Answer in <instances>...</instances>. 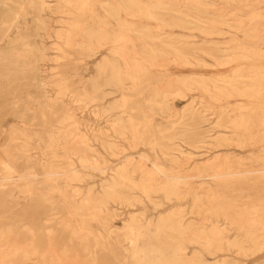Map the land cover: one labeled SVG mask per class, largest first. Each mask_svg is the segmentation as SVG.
<instances>
[{
	"label": "rangeland",
	"instance_id": "rangeland-1",
	"mask_svg": "<svg viewBox=\"0 0 264 264\" xmlns=\"http://www.w3.org/2000/svg\"><path fill=\"white\" fill-rule=\"evenodd\" d=\"M82 1L87 5H80ZM138 1L157 4V18L139 17L134 25L121 28L112 11L117 0H44L41 10L31 0H0V21L13 23L8 35L19 39L16 53L24 57L0 61V126L22 129L21 138L13 141L15 147L11 144L12 179L31 181L26 191L18 185L0 188V231L18 234V242L28 237L27 228H33L39 239L49 238L34 255L12 251L10 238L0 264H49L53 259L52 264H136L147 248H156L168 259L183 258L188 264H264V82H259L264 81V0ZM253 12L259 13L257 20L251 19ZM119 17L128 19L124 11ZM237 19L253 26V33H246ZM122 31L125 38L113 42L125 35ZM95 33L113 39L95 48L89 41V34ZM118 45L125 48L123 52ZM7 46L0 41V50ZM36 47L45 49L43 61H33ZM252 51L256 56H249ZM112 52L123 71L137 64L145 68L136 83L126 79L124 88L116 87L106 82L108 74L97 77L98 66ZM3 71L11 74L3 77ZM173 90H179L180 97L164 98ZM122 96L127 98L125 106ZM116 100L117 108H111ZM25 109L27 115L45 116L46 124L25 125L16 116ZM44 131L57 136L50 142ZM2 168L0 164V176ZM143 171L150 175L144 172V176ZM75 206L82 207V212ZM133 216L137 222L126 229ZM178 219L183 222L181 233ZM67 223L82 237L71 238ZM208 229L218 230V236ZM211 235L218 237L215 243ZM177 245H181L179 251Z\"/></svg>",
	"mask_w": 264,
	"mask_h": 264
},
{
	"label": "bare ground",
	"instance_id": "bare-ground-1",
	"mask_svg": "<svg viewBox=\"0 0 264 264\" xmlns=\"http://www.w3.org/2000/svg\"><path fill=\"white\" fill-rule=\"evenodd\" d=\"M32 2H33V4H35V7H36V9H38V10H41L42 9V6L45 4V2H44V0H31ZM86 1H88V0H86ZM186 1V0H185ZM192 1V0H191ZM199 1V0H198ZM241 1V0H240ZM243 1V0H242ZM246 1V0H245ZM117 4L116 5H114L113 7H112V11H113V14H114V16L116 17V20H117V22H118V24L121 26V28L123 27H125L126 26V24H130V25H134L135 24V22H137L138 20H140L139 19V17H144V18H152V19H154V18H157L156 17V14L154 13V9H156V7L158 6L157 4H155V5H145L144 3L142 4L140 1H138V0H117ZM174 2V1H173ZM229 2V1H228ZM232 2V1H231ZM66 3H68V2H66ZM82 4H80V5H87L86 4V2H84L83 3V1L81 2ZM161 3V2H160ZM254 3V2H253ZM92 4V3H91ZM104 4V3H103ZM199 4V3H198ZM201 4V3H200ZM247 4V3H246ZM74 5V4H73ZM47 6V5H46ZM167 6V5H166ZM79 7V6H78ZM77 7V8H78ZM87 7V6H86ZM173 7V6H172ZM82 8V7H81ZM81 8H79V11H80V9ZM184 8H185V6H184ZM68 9V8H67ZM76 9V8H75ZM83 9V8H82ZM172 9V8H171ZM173 10H174V8H173ZM83 11V10H82ZM81 11V12H82ZM121 11H124L125 12V15H126V17L128 18V19H123V18H120L119 17V13H121ZM165 12V11H164ZM175 12V11H174ZM180 13V12H179ZM222 13V12H221ZM235 13V12H234ZM62 14V13H61ZM69 14V13H68ZM70 14H73V13H70ZM217 14V13H216ZM262 14V13H261ZM258 15H259V13H257V12H253V14L251 15V19H253L254 20V18L256 19V18H258ZM17 16V15H16ZM162 17V16H161ZM226 17V16H225ZM224 17V18H225ZM263 17H264V15H263ZM221 18V17H220ZM250 18V17H249ZM241 19V18H240ZM240 19H237V21H238V24H239V26L241 27V28H243L244 29V31L246 32V33H248V32H252V31H254L251 27H253V26H251V25H246V24H244V21L243 20H240ZM49 20V19H48ZM252 20V21H253ZM257 20V19H256ZM39 22H41L40 20H39ZM69 22V21H68ZM116 22V21H115ZM250 22V21H249ZM163 24H164V22H162ZM181 23H183V22H181ZM219 23V22H218ZM233 23H235V22H233ZM222 24V23H221ZM225 25H226V23H224ZM74 25V24H73ZM165 25V24H164ZM230 27H231V25L230 24H228ZM227 25V26H228ZM253 25V24H252ZM12 26H13V23H11L10 21H0V41H4V42H6V43H8V48L7 49H5V51H3V50H0V61H21V60H23V56L22 55H20V54H18V53H16V51H17V47H16V43L19 41V39L18 38H11L10 39V37H9V35H8V33H9V31L11 30V28H12ZM183 26V25H182ZM181 26V27H182ZM71 27V26H70ZM169 27V26H168ZM76 28V27H75ZM104 28V27H103ZM165 28V27H164ZM233 28V27H232ZM60 29V28H59ZM233 29H236V28H233ZM255 29H256V27H255ZM51 30V29H50ZM61 30V29H60ZM119 30H122V29H119ZM261 30V29H260ZM67 31V30H66ZM66 31H64V33L66 32ZM124 31V30H123ZM121 32V33H126V31L125 32ZM130 31V30H129ZM128 31V32H129ZM237 31V30H236ZM264 31V30H263ZM56 32V31H55ZM53 33V34H56V33ZM111 32V31H110ZM134 32V31H133ZM165 32V31H164ZM260 32H262V31H260ZM259 32V33H260ZM59 33V32H58ZM57 33V34H58ZM67 33H68V35H67ZM135 33H137V32H135ZM201 33V32H200ZM239 33V32H238ZM246 33H244V34H246ZM253 33V32H252ZM56 34V35H57ZM67 36H69V32H66L65 33ZM141 34V33H140ZM220 34V33H219ZM243 34V35H244ZM256 34V33H255ZM56 35H54V36H56ZM142 35V34H141ZM145 35V34H144ZM248 34H246V35H244V36H247ZM257 35L259 36V34L257 33ZM58 36V35H57ZM61 36V35H60ZM116 36V35H115ZM125 36H126V34L125 35H119V36H116V38H114V40H113V42H118L119 41V39L121 40V39H124L125 38ZM163 36V35H162ZM219 36V35H218ZM251 36V37H250ZM249 38H252V35H249L248 36ZM247 37V38H248ZM57 38V37H56ZM69 39H70V36L68 37ZM147 38V37H146ZM255 39L257 38V39H259L258 37H254ZM23 39V38H22ZM67 39V38H66ZM65 39V41L67 42V40ZM113 38L112 37H110L109 36V34H106V33H95V34H89V41L94 45V47L96 46V47H104V46H106L107 45V41H109V40H112ZM150 39V38H149ZM152 39H155V37L154 38H152ZM158 39H160V38H158ZM161 39H162V37H161ZM59 40V39H58ZM131 40H132V37H131ZM141 40H142V38H141ZM167 40V39H166ZM232 40V39H231ZM63 41V40H62ZM61 41V42H62ZM235 41H236V39H235ZM64 42V41H63ZM65 42V45H67V43ZM126 42H128V41H126ZM231 42H233V41H231ZM230 42V43H231ZM110 43H112V42H110ZM134 43V42H133ZM228 43V42H227ZM10 44V45H9ZM52 44H54L55 45V43H52ZM92 44H91V46H92ZM164 44V43H163ZM166 44V43H165ZM168 44V43H167ZM56 45H58V44H56ZM55 45V46H56ZM148 45V44H147ZM179 45V44H178ZM213 45V44H212ZM53 46V45H52ZM59 46V45H58ZM68 46V45H67ZM70 46V45H69ZM72 46V45H71ZM91 46H89V51H94L93 50V48L91 47ZM167 46V45H166ZM169 46V45H168ZM173 46H175L174 44H173ZM216 46V45H215ZM95 47V48H96ZM113 47H115V46H113ZM118 48H120L119 47V45L117 46ZM134 47V46H133ZM145 47H146V45H145ZM171 48H172V46H170ZM238 47V46H237ZM239 47H241V46H239ZM238 47V48H239ZM135 48V47H134ZM155 48V47H154ZM154 48L152 47V51H154L153 53L155 54V50H154ZM59 49V48H58ZM101 49V48H100ZM113 49H115V48H113ZM121 49V51H122V49H125V48H123V47H121L120 48ZM119 49V50H120ZM173 49V48H172ZM176 49V48H175ZM174 49V50H175ZM235 49V48H234ZM241 49V48H240ZM245 49V48H244ZM248 49V48H247ZM252 49V48H251ZM251 49H248V50H246V51H250ZM254 49V48H253ZM48 50V49H47ZM118 49H116V54H117V52H119V51H117ZM178 50V49H177ZM239 50V49H238ZM44 51H45V49H43V50H40L39 48H37L36 47V54H35V57L33 58V61H43L46 57H45V54H44ZM87 51V50H86ZM120 51V52H121ZM161 51V50H160ZM234 51V50H233ZM232 51V52H233ZM237 51V50H236ZM241 51V50H240ZM242 51H244V50H242ZM258 51V50H257ZM123 52V51H122ZM162 52V51H161ZM160 52V53H161ZM175 52H177V51H175ZM201 52V51H200ZM235 52V51H234ZM233 52V53H234ZM253 52V53H252ZM252 52H250L249 53V56H250V54H255V52L254 51H252ZM153 54V55H154ZM176 54H178V55H180L179 53H176ZM225 54V53H224ZM243 54V53H242ZM119 55H121V54H119L118 53V56ZM166 55V54H165ZM183 55V54H182ZM238 55V54H237ZM150 56V55H149ZM169 56V55H168ZM170 56H172L171 55V53H170ZM169 56V57H170ZM184 56V55H183ZM188 56H190V55H188ZM210 56V55H209ZM242 56V55H241ZM247 56V55H246ZM255 56H256V54H255ZM261 56V55H260ZM55 57V56H54ZM120 57V56H119ZM208 57V56H207ZM236 57V56H235ZM234 57V58H235ZM121 58H122V56H121ZM155 58V57H154ZM153 58V59H154ZM232 59V60H235V59ZM244 58H247V57H244ZM59 59V58H58ZM61 59V58H60ZM59 59V60H60ZM185 59V58H184ZM193 59V58H192ZM223 59V58H222ZM230 59V58H229ZM236 59L238 60V57H236ZM242 59V58H241ZM248 59V58H247ZM61 60H64V59H61ZM135 60H137V59H135ZM160 60V59H159ZM166 60H169L170 61V59L169 58H167ZM172 60H173V57H172ZM171 60V61H172ZM187 60V59H186ZM218 60V59H217ZM228 60V59H227ZM231 60V59H230ZM231 60V61H232ZM236 60V61H237ZM102 61H104V62H102L99 66H98V69H97V77L98 78H100L103 74H108V77H107V79H106V82L108 83V84H110V85H114V86H116V87H123V82H124V80H126V79H128V80H130V82H132L133 84L134 83H136V81H137V79H138V76H139V74L141 73V72H143V69H145V68H142V66H141V64H137V65H135L134 66V68H127L125 71H123L122 69H121V67L119 66V64H118V62H117V59L115 58V56H114V53L112 52V54H111V57L110 58H105L104 60H102ZM124 61V60H123ZM133 61V60H132ZM155 61V60H154ZM162 61V60H161ZM219 61H222V60H219ZM224 61H226V60H224ZM137 62V61H136ZM163 62V61H162ZM186 62H188V61H186ZM190 62V61H189ZM206 62V61H205ZM204 62V63H205ZM227 62V61H226ZM124 63V62H123ZM133 63H134V61H133ZM215 63H218V62H215ZM222 64H224V63H222ZM221 64V65H222ZM125 65H128V63H126ZM150 65H151V63H150ZM193 65V64H192ZM219 65V64H218ZM228 65V64H227ZM22 66V65H21ZM152 66H153V64H152ZM243 67V66H242ZM246 67V66H245ZM253 67L254 66H252V68L251 69H253ZM153 68V67H152ZM255 68V67H254ZM260 68V67H259ZM160 69H161V66H160ZM250 69V70H251ZM261 69V68H260ZM264 69V68H263ZM240 70V69H239ZM247 70V69H246ZM235 71V70H234ZM249 71V70H248ZM254 71L256 72V70L254 69ZM257 71H261V70H257ZM262 71H264V70H262ZM262 71H261V73H262ZM3 72H5V73H2V75H3V77H5V76H9V74H11V71H3ZM13 72V71H12ZM242 72V71H241ZM244 72V71H243ZM245 73V72H244ZM244 73H243V75H244ZM250 74V73H249ZM252 74H254V73H252ZM257 74V73H256ZM258 75H260V74H258ZM263 75V74H262ZM169 76V75H168ZM236 76V75H235ZM241 76V75H240ZM250 76V75H249ZM253 76V75H252ZM254 76H255V74H254ZM257 76V75H256ZM264 76V75H263ZM234 77V76H233ZM244 77H245V75H244ZM259 77H261V76H258L257 78H259ZM203 78V77H202ZM225 78V77H224ZM240 78H242V77H240ZM245 78H248V77H245ZM250 78V77H249ZM254 78H256V77H254ZM173 79V78H172ZM172 79H170V80H172ZM178 79V78H177ZM220 79V78H219ZM227 79V78H226ZM263 79V78H262ZM174 80V79H173ZM225 80V79H224ZM230 80V79H229ZM243 80V79H242ZM245 80V79H244ZM247 80V79H246ZM185 81V80H184ZM226 81V80H225ZM228 81V80H227ZM226 81V82H227ZM240 81V80H239ZM252 81H254L253 79H252ZM257 81H258V79H257ZM211 82V81H210ZM224 82V81H223ZM251 82V81H250ZM259 82H264V81H261V78H260V81ZM139 83H140V81H139ZM212 83V82H211ZM234 83V82H233ZM254 83H255V81H254ZM184 84H185V82H184ZM184 84H182V85H184ZM225 84V83H224ZM228 84H230V83H228ZM238 84V83H237ZM240 84V83H239ZM259 84V83H258ZM130 85V84H129ZM160 84H158L157 86H159ZM198 85V84H197ZM203 85V84H202ZM232 85H234V84H232ZM242 85V84H241ZM244 85V84H243ZM246 85H247V83H246ZM256 85V84H255ZM255 85H253V86H255ZM260 85V84H259ZM258 85V86H259ZM264 85V84H263ZM125 86V85H124ZM170 86V85H169ZM199 86V85H198ZM204 86V85H203ZM208 86V85H207ZM238 86V85H237ZM245 86V85H244ZM160 87H161V85H160ZM188 87V86H187ZM200 87V86H199ZM216 87V86H215ZM225 87V86H224ZM223 87V88H224ZM229 87H231L230 85H229ZM236 87V86H235ZM246 87H248V86H246ZM249 87H250V85H249ZM256 87V86H255ZM254 87V88H255ZM124 88V87H123ZM155 88V87H154ZM203 88V87H202ZM205 88H206V86H205ZM208 88H209V86H208ZM222 87H220V89H221ZM237 88V87H236ZM257 88V87H256ZM264 88V87H263ZM121 89V88H120ZM135 89V88H134ZM157 89V88H156ZM155 89V90H156ZM161 89V88H160ZM177 89V88H176ZM204 89V88H203ZM217 89V88H216ZM225 89V88H224ZM251 90H252V88H250ZM249 89V90H250ZM162 90V89H161ZM205 90H207V89H205ZM226 90V89H225ZM228 90V89H227ZM226 90V91H227ZM234 91H235V89H233ZM242 90H243V88H242ZM249 90H245V91H249ZM256 90V89H255ZM263 90V89H262ZM154 91V90H153ZM177 90H173V91H170V92H164L165 93V97L164 98H166L168 95H174V97L176 96V95H180L178 92H179V90H178V92H176ZM219 91V90H218ZM233 91V92H234ZM245 91H244V93H245ZM256 91H258V90H256ZM190 92V91H189ZM208 92V91H207ZM210 92H212V91H210ZM220 92V91H219ZM236 92V91H235ZM252 92V91H251ZM154 93V92H153ZM222 93V92H221ZM224 93V92H223ZM227 93V92H226ZM230 93V92H229ZM228 93V94H229ZM238 93V92H237ZM253 93H255V91L253 92ZM261 92L259 91V94H260ZM155 94V93H154ZM236 94V93H235ZM247 94V93H246ZM246 94H244V95H246ZM252 94V93H251ZM159 95V93L158 92H156V96H158ZM210 95V94H209ZM219 95V94H218ZM224 95V94H223ZM240 95H241V93H240ZM248 95V94H247ZM107 96H109L108 94H107ZM214 96V95H213ZM215 96H216V94H215ZM224 96H226V95H224ZM230 96H232V95H230ZM238 96H239V94H238ZM249 96V95H248ZM261 96H263V98H264V95L262 94ZM124 96H122V99H123V106H125L126 105V103H127V98H123ZM169 97H171V96H169ZM180 97V96H179ZM184 97H186V96H184ZM218 97H220V96H218ZM228 97V96H227ZM226 97V98H227ZM243 97V96H242ZM249 97H251V96H249ZM257 97V96H256ZM134 98V97H133ZM155 98V97H154ZM216 98V97H215ZM231 98V97H230ZM54 99V98H53ZM56 99V98H55ZM220 99V98H219ZM256 99V98H255ZM150 100H151V98H150ZM150 100H149V102H150ZM257 100V99H256ZM94 101H96V100H94ZM152 101V100H151ZM85 102V101H84ZM114 102H116V103H112V105H111V108H117V100L116 101H114ZM168 102V101H167ZM219 102V101H218ZM221 102V101H220ZM193 103V102H192ZM192 103H190V104H192ZM240 103V102H239ZM160 104V103H159ZM163 105H165V103L163 102ZM193 105V104H192ZM240 105V104H239ZM264 105V104H263ZM30 106V105H29ZM166 106V105H165ZM257 106H260V105H257ZM120 107V106H119ZM118 107V108H119ZM167 107V106H166ZM243 107V106H242ZM246 107V106H245ZM263 107V106H262ZM261 107V108H262ZM168 108V107H167ZM249 108V107H248ZM251 108V107H250ZM121 109V108H120ZM207 109V108H206ZM225 109V108H224ZM112 110V109H111ZM132 110V109H131ZM192 110V109H191ZM190 110V111H191ZM239 110V109H238ZM70 111V110H69ZM167 111H169V110H167ZM188 111V110H187ZM221 111H223V110H221ZM240 111V110H239ZM256 111V110H255ZM254 111V112H255ZM162 112V111H161ZM263 112V111H262ZM261 112V113H262ZM27 113H28V110H24V111H17V114H16V116L20 119V121L21 122H23L25 125H38V123L37 122H39V121H41V125H45L46 124V122H45V116H43L42 117V119H39L37 116H35V114H33V115H27ZM124 113V112H123ZM264 114V113H263ZM253 115V114H252ZM241 116V115H240ZM244 116V115H243ZM131 117V116H130ZM129 117V118H130ZM246 116H244L243 118H245ZM263 117V116H262ZM76 118V117H75ZM205 118V117H204ZM249 118V117H248ZM131 119H132V117H131ZM130 119V120H131ZM240 119V118H239ZM239 119L238 120H236V123H237V121H239ZM264 119V118H263ZM129 120V119H128ZM181 120V119H180ZM248 120V119H247ZM137 121V120H136ZM249 121V120H248ZM124 122H125V120H124ZM140 123V122H139ZM186 123V122H185ZM232 123H235V122H232ZM245 123V122H244ZM244 123H243V126H244ZM249 123V122H248ZM264 123V122H263ZM114 124H116V123H114ZM125 124V123H124ZM130 124H131V121H130ZM241 124V123H240ZM239 123H238V126L237 127H240L239 125H240ZM133 125V124H132ZM171 125H173V124H171ZM220 125V124H219ZM263 125V124H262ZM133 126H135V125H133ZM174 126V125H173ZM52 128L54 127V126H51ZM226 127V126H225ZM244 127H246V124H245V126ZM77 128V127H76ZM136 128V127H135ZM134 127H133V130H136ZM236 128V127H235ZM240 128H242V126L240 127ZM3 129V130H2ZM70 128H67V130H69ZM122 129H124V128H122ZM238 129V128H237ZM20 130H22L21 128H19V127H17L16 125H13V126H11L10 128H8L7 130H5L4 129V127H2V126H0V138H1V140H0V156H2V159H1V161H0V164L3 166V168H2V176H0V188H4V187H9V186H13V185H18V186H20L21 188H23V190L24 191H26L28 188H29V186H30V182L31 181H29L28 179H25V178H23V180L22 181H19V182H14L13 181V166L11 165V162L13 161V154H12V148H11V144H12V142L13 141H15L16 139H19V138H21L20 137V135H21V132H20ZM76 131H77V129H75ZM168 130V129H167ZM172 130H173V127H172ZM169 131H171V129L169 130ZM194 131V130H193ZM245 131V130H244ZM65 132V131H64ZM118 132V131H117ZM128 132H129V130H128ZM166 132V131H165ZM168 132V131H167ZM176 132V131H175ZM190 132V131H189ZM44 133L48 136V138H49V140H50V142L51 141H53L54 140V138L57 136L56 135V132H53V131H50V132H48V131H44ZM137 133V132H136ZM136 133H134L135 134V136H136ZM71 134H73V133H71ZM101 134V133H100ZM122 134V133H121ZM132 134V133H131ZM130 134V135H131ZM161 134H163L162 132H161ZM125 135V134H124ZM138 135V134H137ZM183 135V134H182ZM222 135V134H221ZM224 135V134H223ZM22 136V135H21ZM120 136V135H119ZM25 137V136H24ZM168 137V136H167ZM167 137H166V139H167ZM176 137H177V135H176ZM124 138V137H123ZM136 138V137H135ZM184 138V137H183ZM137 139H138V137H137ZM151 139V138H150ZM171 139V138H170ZM173 139H174V135H173ZM242 139V138H241ZM261 139V138H260ZM78 140H79V138H78ZM140 140H141V138H140ZM17 141V140H16ZM156 141V140H155ZM3 142V143H2ZM171 142V141H170ZM238 142V141H237ZM253 142V141H252ZM2 143V144H1ZM14 143L15 142H13V146H14ZM17 143V142H16ZM71 143V142H70ZM114 143V142H113ZM113 143H111V144H113ZM154 143H156V142H154ZM232 143V142H231ZM239 143V142H238ZM72 144H74V143H72ZM84 143H82V145H83ZM129 144V143H128ZM1 145H3V146H1ZM20 145V144H19ZM18 145V146H19ZM106 145V144H105ZM115 145V144H114ZM151 145V144H150ZM154 145V144H153ZM235 145H236V143H235ZM243 145V144H242ZM72 146H74V145H72ZM160 146V145H159ZM158 146V147H159ZM176 146V145H175ZM174 146V147H175ZM179 145H177V147H178ZM209 146V145H208ZM244 146V145H243ZM2 147V148H1ZM15 147V146H14ZM70 147V146H69ZM74 147H77V146H74ZM80 147V146H79ZM89 147V146H88ZM110 147V146H109ZM112 147V146H111ZM168 147V146H167ZM171 147V146H170ZM173 147V148H174ZM239 147V146H238ZM241 147V146H240ZM16 148H17V146H16ZM22 148V147H21ZM78 148V147H77ZM116 148V147H115ZM172 148V147H171ZM196 148H197V146H196ZM18 150H20V149H18ZM70 150H74V149H70ZM78 150V149H77ZM76 150V151H77ZM80 150V149H79ZM93 150V149H92ZM174 150V149H173ZM69 151V150H68ZM167 151V150H166ZM177 151V150H176ZM79 152V151H78ZM24 153V152H23ZM72 153V152H71ZM74 153H76V152H73V155H74ZM85 153V152H84ZM83 153V154H84ZM86 154V153H85ZM252 154V153H251ZM72 155V154H71ZM218 155V154H217ZM56 157V156H55ZM65 157V156H64ZM84 157H86V156H84ZM87 157H89L90 158V156H87ZM86 157V158H87ZM175 157V156H174ZM193 157V156H192ZM56 159H57V157H56ZM66 159V158H65ZM91 159V158H90ZM149 159V158H148ZM192 159V158H191ZM66 160H68V159H66ZM81 160V159H80ZM134 160H136V159H134ZM139 160V159H138ZM172 160V159H171ZM170 160V161H171ZM175 160V159H174ZM220 160V159H219ZM239 160H241V159H239ZM81 161H83V159L81 160ZM86 161H87V159H86ZM93 161H95V160H93ZM126 161H128V160H126ZM190 161V160H189ZM243 161V160H242ZM78 162V161H77ZM85 161H83V164H85L84 163ZM90 162V161H89ZM139 162V161H138ZM187 162V161H186ZM219 162V161H218ZM88 163V162H87ZM97 163V162H96ZM131 163V162H130ZM140 163V162H139ZM212 163V162H211ZM92 164H95V163H91V165H90V167L92 166ZM174 164V163H173ZM51 165V164H50ZM131 165V164H130ZM138 165V164H137ZM185 165V164H184ZM66 166H67V164H66ZM138 166H141V163H140V165H138ZM182 166V165H181ZM58 167V166H57ZM71 167V166H70ZM93 167V166H92ZM94 167H96V165L94 166ZM97 167H98V165H97ZM208 167V166H207ZM123 169L124 167H120V169ZM134 168V167H133ZM142 168H143V166H142ZM230 168V167H229ZM68 169H69V167H68ZM121 169V170H122ZM140 169H141V167H140ZM145 169V168H144ZM51 170H53V169H51ZM54 170H55V168H54ZM65 170V169H64ZM120 170V171H121ZM149 170V169H148ZM237 170V169H236ZM123 171V173L122 174H124V170H122ZM155 171V170H154ZM153 171V172H154ZM119 172V171H118ZM144 172H146V171H143V174H144ZM150 172V171H149ZM149 172H146V173H148L149 175H150V173ZM156 172V171H155ZM154 172V173H155ZM190 172V171H189ZM73 174H74V171L72 172ZM76 173V172H75ZM105 173V172H104ZM121 173V172H120ZM73 174H71L72 175V177H74L73 176ZM151 174H153V173H151ZM155 174H157V173H155ZM186 174V173H185ZM190 174V173H189ZM69 175H70V173H69ZM70 175V176H71ZM75 175V174H74ZM120 175V174H119ZM118 175V176H119ZM158 175V174H157ZM187 175V174H186ZM59 176V175H58ZM68 176V175H67ZM69 176V177H70ZM116 176V175H115ZM144 176H146L145 174H144ZM148 176V175H147ZM25 177V176H24ZM49 177V176H48ZM72 177H70V180H71V178ZM76 177H78V176H76ZM122 177V176H121ZM126 177H128V176H126ZM155 177H157V176H155ZM246 177V176H245ZM120 178V177H119ZM124 178V177H123ZM123 178H122V180H123ZM129 178V177H128ZM58 179V178H57ZM130 179V178H129ZM141 179V178H140ZM147 179V178H146ZM168 179V178H167ZM166 179V180H167ZM47 180H49V179H47ZM79 180V179H78ZM147 180H149L150 181V179H147ZM153 179H152V176H151V181H152ZM69 181V180H68ZM115 181V179H113V182ZM150 181V182H151ZM175 181H176V179H175ZM124 182V181H123ZM153 182V181H152ZM172 182V181H171ZM253 182V181H252ZM116 183H117V181H116ZM132 183H135V182H132ZM132 183H130V185L132 184ZM140 183V182H139ZM154 183V182H153ZM156 183V182H155ZM157 183L159 184V182L157 181ZM173 183V182H172ZM178 183V182H177ZM146 185V183L144 182L143 183V185ZM170 184V183H169ZM176 184V183H175ZM242 184V183H241ZM100 185H102V184H100ZM123 185V187H126V188H129L130 189V187H128V186H124V184H122ZM150 185V184H149ZM157 185V184H156ZM186 185V184H185ZM110 186V185H109ZM119 186V185H118ZM136 186H137V184H136ZM165 186V185H164ZM167 186V185H166ZM169 186V185H168ZM174 186V185H173ZM178 186V185H177ZM113 187V186H112ZM138 187H139V185H138ZM144 187V186H143ZM150 187V186H149ZM157 187H160V186H158L157 185ZM170 187V186H169ZM175 187V186H174ZM57 188V187H56ZM135 188V187H134ZM137 188V187H136ZM135 188V189H136ZM146 188V187H145ZM152 188H155V187H153L152 186ZM151 188V189H152ZM166 188V187H165ZM212 188V187H211ZM254 188V187H253ZM62 189V188H61ZM138 189V188H137ZM140 189V188H139ZM144 189V188H143ZM147 189V188H146ZM151 189H149V190H151ZM167 189H168V187H167ZM172 189V188H171ZM171 189H170V192H171ZM57 190V189H56ZM64 190V189H63ZM62 190V191H63ZM104 190V189H103ZM153 190V189H152ZM169 190V189H168ZM198 190V189H197ZM203 190V189H202ZM228 190V189H227ZM58 191H59V193L61 192L59 189H58ZM154 191V190H153ZM161 191H162V189H161ZM210 191V190H209ZM72 193H73V191H71ZM173 192V191H172ZM30 193V192H29ZM80 193V192H79ZM168 193V192H167ZM174 193V192H173ZM209 193V192H208ZM171 194V193H170ZM175 194V193H174ZM188 194V193H187ZM197 194V193H196ZM62 195V194H61ZM60 195V196H61ZM65 195V194H64ZM126 195H128V194H126ZM145 195V194H144ZM149 195V194H148ZM166 195V194H165ZM63 196V195H62ZM78 196V195H77ZM116 196H118L119 197V195H116ZM64 197V196H63ZM68 197V196H67ZM183 197V196H182ZM73 198V197H72ZM121 198V197H120ZM62 199V198H61ZM85 199H87V197L85 198ZM122 199V198H121ZM124 199H126V197L124 198ZM130 199H132V198H130ZM213 199V198H212ZM211 199V200H212ZM246 199V198H245ZM134 200V199H133ZM150 200V199H149ZM171 200V199H170ZM80 201V200H79ZM86 201V200H85ZM125 201H128V200H125ZM162 201V200H161ZM168 201V200H167ZM210 201V200H209ZM47 202V201H46ZM49 202V201H48ZM154 202H155V200H154ZM233 202V201H232ZM86 203H89V199H87V201H86ZM85 204V203H84ZM90 204V203H89ZM94 204V203H93ZM92 204V205H93ZM95 205H96V203H95ZM159 205V204H158ZM63 206V205H62ZM192 206H194V205H192ZM76 207V206H75ZM101 207V206H100ZM91 208V207H90ZM96 208V207H95ZM179 208V207H178ZM205 208H206V206H205ZM240 208V207H239ZM251 208V207H250ZM255 208V207H254ZM76 209H77V211L78 212H82V210H83V208L81 207H76ZM105 209V208H104ZM193 209V208H192ZM201 209V208H200ZM259 209H260V207H259ZM100 210H101V208H100ZM100 210H98L97 212H96V209H95V213H100ZM175 210V209H174ZM245 210V209H244ZM86 211V210H85ZM227 211V210H226ZM247 211V210H246ZM250 211V210H249ZM252 211H254V210H252ZM215 212V211H214ZM90 212H88V214H89ZM94 213V214H95ZM177 213H179V212H177ZM246 213V212H245ZM249 213V212H248ZM247 213V214H248ZM80 214V213H79ZM91 214V213H90ZM101 214V213H100ZM92 215V214H91ZM179 215H181V214H179ZM213 215V214H212ZM258 215H260L259 213H258ZM54 216V215H53ZM52 216V217H53ZM56 216V215H55ZM54 216V217H55ZM71 216V215H70ZM174 216H176L177 217V215H174ZM173 216V217H174ZM243 216V215H242ZM66 217V216H65ZM69 217V216H68ZM84 217V216H83ZM97 217V216H96ZM134 217V216H133ZM179 217V216H178ZM177 217V218H178ZM181 217V220L183 221V219H182V216H180ZM179 217V218H180ZM85 218V217H84ZM84 218H83V220H84ZM71 219H73V218H71ZM132 219V218H131ZM162 219V218H161ZM167 219V218H166ZM175 219V218H174ZM235 219V218H234ZM62 220V219H61ZM60 220V221H61ZM64 220V219H63ZM74 220V219H73ZM136 220V217H134L133 218V220H132V222H129V223H126L127 225H126V227H129V228H126V229H130L131 230V226L133 225V224H135V222H137V221H135ZM158 220V219H157ZM180 219H178V222H177V224H178V226H179V228H180V233L181 232H183V222L181 221ZM236 220V219H235ZM248 220V219H247ZM260 220V219H259ZM47 221V220H46ZM45 221V222H46ZM168 221V220H167ZM251 221H252V219H251ZM48 222V221H47ZM83 222V221H82ZM82 222H80V223H82ZM154 222V221H153ZM174 222V221H173ZM173 222L171 223V225L173 224ZM206 222V221H205ZM253 222H255V221H253ZM72 223H75V220H74V222H72ZM160 223V222H159ZM170 223V222H169ZM253 224V223H252ZM255 225H259L260 223H258V222H256V223H254ZM65 225V224H64ZM71 225H74V224H71ZM76 225V224H75ZM159 225V224H158ZM174 225V224H173ZM172 225V227H174ZM217 225V224H216ZM243 225V224H242ZM242 225L240 226V227H242ZM159 226H161V225H159ZM166 226V225H165ZM170 228H172L171 226H170V224L168 225ZM219 226V225H218ZM74 227V226H73ZM79 227V226H78ZM134 227V226H133ZM136 227V226H135ZM162 228H163V226H161ZM161 227L160 228H158V230L159 229H161ZM176 227V226H175ZM174 227V228H175ZM256 227V226H255ZM259 227V226H258ZM25 228V227H24ZM156 228V229H157ZM173 228V229H174ZM214 228V227H213ZM243 228V227H242ZM251 228H252V226H251ZM76 229V228H75ZM79 228H77V230H78ZM133 229V228H132ZM216 229V228H215ZM244 229V228H243ZM46 230V229H45ZM65 230H67L68 232H69V234H70V237L71 238H73V236L75 235L76 237L77 236H81L82 237V235L80 234V233H78V231H75L68 223L65 225ZM124 230V229H123ZM167 230H169V228L167 229ZM209 231H210V229H208ZM221 230V229H220ZM220 230H219V232H220ZM223 230V229H222ZM221 230V231H222ZM245 230V229H244ZM252 230V229H251ZM257 230H259V229H257ZM47 231V230H46ZM79 231H81V230H79ZM82 231H84L83 229H82ZM111 231V230H110ZM134 231H135V229H134ZM202 231H204V230H202ZM253 231V230H252ZM26 234L28 235V237H24V240L22 241V242H18L19 240H20V236L18 235V234H16L15 236L13 235V233H11V232H4V231H0V254H3L7 249H9L10 248V238L13 240V243H12V245H11V247H12V251L14 250V251H22L25 255H34V254H37L38 253V251H39V249H40V247H41V244L42 243H44L46 240H48L47 239V236H44V238L43 239H39V238H37V236L35 235V233H34V230H33V228H27L26 229ZM48 232V231H47ZM49 232H50V230H49ZM85 232V231H84ZM171 232V231H170ZM177 232H179V231H177ZM213 232V231H212ZM211 231H210V234L212 233ZM216 234H217V236H218V230H217V232H216V230L214 231ZM213 232V233H214ZM110 233V232H109ZM134 233V232H133ZM160 233H162V232H159V234ZM164 233H166V232H164ZM222 233V232H221ZM221 233H219V234H221ZM158 234V235H159ZM204 234H206V233H204ZM260 234V233H259ZM52 235V234H51ZM110 235V234H109ZM108 235V236H109ZM133 235V234H132ZM179 235H181V234H179ZM209 235V234H208ZM222 235V234H221ZM255 235V234H254ZM253 235V236H254ZM48 236L50 237V234H48ZM100 236V235H99ZM182 236V235H181ZM203 236H205V235H203ZM212 236V235H211ZM217 236H215L216 237V240H218L217 238ZM252 236V235H251ZM46 237V238H45ZM156 237V236H155ZM160 237V236H159ZM209 237V236H208ZM208 237L206 238V241L208 240H210V237H209V239H208ZM215 237H213L212 236V238L213 239H211L210 241H213V243H215L216 242V240H215V242H214V238ZM80 238V237H79ZM107 238V237H106ZM169 238V237H168ZM183 238V237H182ZM70 239V238H69ZM78 239V238H77ZM94 239H97V238H94ZM102 239V238H101ZM138 239H139V237H138ZM156 239V238H155ZM176 239V238H175ZM260 239V238H259ZM98 240V239H97ZM104 240V239H103ZM184 240V239H183ZM195 240V239H194ZM201 240V239H200ZM257 240H258V238H257ZM95 241V240H94ZM189 241V240H188ZM187 241V242H188ZM258 241H260V240H258ZM174 242H175V240H174ZM190 242H192L191 240H190ZM195 242V241H194ZM264 241H262V243H263ZM50 243V242H49ZM70 243V242H69ZM97 243V242H96ZM211 243V242H210ZM213 243H212V245H213ZM220 243V242H219ZM231 243V242H230ZM243 243V242H242ZM130 245H131V243H130ZM96 246V245H95ZM103 246V245H102ZM166 245H165V243H164V247H165ZM180 246L181 245H177L176 246V249H177V251H179L180 250ZM201 246V245H200ZM203 246V245H202ZM210 246V245H209ZM218 246V245H217ZM230 246V245H229ZM236 246V245H235ZM105 247V246H104ZM258 247H259V245H258ZM258 247H257V249H258ZM260 247H261V245H260ZM206 248H207V246H206ZM209 248V247H208ZM212 248V247H211ZM94 249H95V247H94ZM136 250V249H135ZM50 251V250H49ZM86 251V250H85ZM220 251H221V249H220ZM258 251V250H257ZM51 252V251H50ZM52 252H54V251H52ZM126 252V251H125ZM187 252V251H186ZM219 252V251H218ZM12 253V252H11ZM185 252H183V254H184ZM211 253V252H210ZM95 254V253H94ZM143 254V257H141V258H139L138 259V261H137V263L136 264H188V261H186L185 259H183V258H180V257H174V258H172V259H168L163 253H158V251H157V249L156 248H147V249H145L144 250V252L142 253ZM182 254V253H181ZM137 256L136 257H138V254H136ZM208 255H209V252H208ZM188 256V255H187ZM1 257V256H0ZM94 257H95V255H94ZM52 258H54V257H52ZM193 258V257H192ZM48 259V258H47ZM191 259V258H190ZM49 260V262H50V258L48 259ZM2 261V260H1ZM51 261H52V259H51ZM53 261H54V259H53ZM53 261H52V263H53ZM192 260H190V262H191ZM34 263V262H33ZM46 263V262H45ZM48 263V262H47ZM51 262L49 263V264H52ZM44 264V263H43ZM192 264V263H191ZM195 264V263H194ZM197 264V263H196Z\"/></svg>",
	"mask_w": 264,
	"mask_h": 264
}]
</instances>
